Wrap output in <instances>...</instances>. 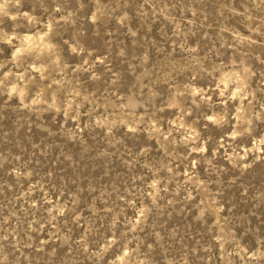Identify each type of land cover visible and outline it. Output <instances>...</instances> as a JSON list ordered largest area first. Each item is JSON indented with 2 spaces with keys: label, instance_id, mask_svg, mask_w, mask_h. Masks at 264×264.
<instances>
[{
  "label": "rangeland",
  "instance_id": "374dc122",
  "mask_svg": "<svg viewBox=\"0 0 264 264\" xmlns=\"http://www.w3.org/2000/svg\"><path fill=\"white\" fill-rule=\"evenodd\" d=\"M0 264H264V0H0Z\"/></svg>",
  "mask_w": 264,
  "mask_h": 264
}]
</instances>
